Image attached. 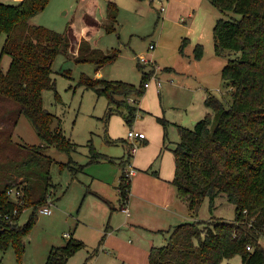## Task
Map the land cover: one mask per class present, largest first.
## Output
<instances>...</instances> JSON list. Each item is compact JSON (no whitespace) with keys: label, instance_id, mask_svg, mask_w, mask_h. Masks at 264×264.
<instances>
[{"label":"trees","instance_id":"1","mask_svg":"<svg viewBox=\"0 0 264 264\" xmlns=\"http://www.w3.org/2000/svg\"><path fill=\"white\" fill-rule=\"evenodd\" d=\"M49 2H0V46L4 41L0 56V151L3 155L12 144L14 129L23 115L30 119L42 140L41 145L18 148L20 157L12 153L7 158L11 164L0 183V252L13 245L19 262L37 212L49 204L55 187L51 173L55 161L46 154L47 150L53 146L66 153L69 161L59 165L71 170L74 176L86 167L73 159L80 145L66 136L61 120L53 128L56 116L44 105V92L56 90L54 61L60 53L70 55L76 46L77 63L93 64L100 69L114 63L121 53L120 49L104 51L93 47L90 39L80 38L71 25L60 33L31 24ZM211 3L222 14L214 25L213 37L216 54L229 58L222 78L229 84L231 98L209 93L205 105L210 112L194 128L179 126L173 185L192 213L205 200L210 201L212 209L218 197H225L235 207V218L214 217L208 223L192 218L161 231L167 235V243L152 247L150 264H221L237 255L242 257L243 264H264V0ZM119 12L118 4L110 1L108 23L103 26L108 34L117 32ZM84 19L88 28L99 29L92 14H86ZM187 42L185 38L182 51ZM195 54L196 59L203 57V45L196 46ZM7 55L11 58L8 69L2 62ZM139 68L143 72L139 86L86 74L81 76L79 85L108 98V120L118 112L132 127L138 114H144L139 105L147 91L145 84L151 80L146 67L139 63ZM132 96L134 104L128 102ZM159 122L167 129L166 119L159 118ZM88 147L90 163L108 158L93 142ZM130 157L127 153L124 166ZM13 186L22 188L21 198L8 196L7 191ZM118 188L125 206L131 195V181L125 171ZM16 209L19 212L14 214ZM28 209H32V214L22 225V215ZM86 247L83 240L70 237L64 246L52 248L46 264H68ZM98 251L99 248L95 253ZM0 264L4 263L0 260Z\"/></svg>","mask_w":264,"mask_h":264},{"label":"rangeland","instance_id":"2","mask_svg":"<svg viewBox=\"0 0 264 264\" xmlns=\"http://www.w3.org/2000/svg\"><path fill=\"white\" fill-rule=\"evenodd\" d=\"M7 1H9L8 3H16L14 0ZM92 1L98 5L99 20L107 18V7L110 1L118 4L120 13L117 33L108 34L105 29L88 28L86 26L85 12L92 8L90 4ZM197 1L196 3L194 0L179 1V8L174 20L167 23L164 32L160 33L164 48L168 47L169 49L166 51L163 49L161 52L163 60L160 61L157 58L154 63L157 61L158 66L161 65V62L166 63L167 67L165 65V67H161L169 68L174 67L175 62L180 65L183 61L185 70H182V72H191L190 82L194 86H197V83L201 80L203 84H207L204 86L210 89V93L219 97L224 95L229 100L231 98L228 92L229 84L224 82L222 78V70L229 58L216 54L213 37L214 25L222 14L212 5L211 0H201L199 7H196L195 16L190 18V8L187 6L198 4L199 1ZM160 6L161 3L158 0L155 1V4H152L150 0H50L47 7L31 20V24L41 25L60 33L66 31L67 27L71 25L80 38L88 37L93 47L104 51L121 50L119 58L114 63L102 67L101 70L93 64L77 63L75 56L78 47L76 46V49L74 47L70 55L60 53L54 61L53 76L56 79V90H46L44 92V105L56 116L53 128H56L59 120H61L66 136L80 145L77 151L73 153V158L77 159L81 165L89 163L90 153L86 145L93 142L94 146L99 149V147L105 145V140L109 141L111 138L107 135L105 126L108 121L107 116L110 107L108 98L99 96L95 91L79 85L80 78L83 74H86L94 78L119 80L139 86L143 72L139 68L141 62L138 56L145 54L149 44L154 43L153 40L156 41L158 37L163 23L162 18L166 13V11L162 12L159 9ZM165 6L167 7V2ZM231 14L234 17H239L235 13ZM185 38L188 39V42L182 51L181 47ZM198 44L203 45L204 48L203 57L197 59L202 60L201 62L195 59V49ZM156 48L155 56L158 53V47ZM174 48L176 50H173ZM2 62L4 67L8 69L11 62L10 56H4ZM154 63L141 64L148 69L147 72L151 75V78H158ZM98 70L102 73V76H97ZM169 76L170 74L166 70L160 75L162 94L158 99L164 103L166 96L168 98L167 102H169L167 105L169 107L173 106V108L168 109V112L178 114V116L186 113L185 117L188 120L186 126L192 127L194 124L193 120L188 117L189 114H194L196 119H200L210 112V109L201 101L202 91L199 88L195 89V100L187 103L180 95L182 92L178 86L183 87L184 83L181 79L184 76L172 75L175 76L173 82L169 80ZM153 81L155 80L152 79ZM172 86L177 87L164 93L166 89ZM150 90L151 87L147 88L145 94H148ZM134 99L135 97L132 96L128 99V102L134 104ZM149 102L156 104L155 97L151 96ZM113 116H115L114 119L116 116L122 117L118 112H115L111 118ZM147 116L145 112L144 114H138L132 127L128 128L127 138L129 130ZM115 124L116 121L114 120L111 125L113 130L123 133L124 130L119 127V124L116 126ZM13 133L12 144L8 146L3 155L0 151V156L2 155L0 158V183L3 177L7 176L4 171L11 164L7 162V158L14 151L19 150L18 148L22 146L29 147L42 144L34 125L24 115L19 118ZM168 137L173 144L179 140L178 128L174 123L168 124ZM142 146L138 145V150ZM46 154L56 160L51 168L52 182L55 186L59 185L55 202L51 206L53 213L45 215L40 210L37 212L36 223L33 225L30 234L25 238L26 249L21 262L17 259L13 245L7 251L0 252V260L4 264H46L52 248L62 247L69 240V238L64 237V234L73 233L79 227L78 233L83 235L86 241L80 239L86 243L87 247L72 257L68 264H150L148 257L152 246L165 245L167 235L161 234L162 236H158L155 240V237H151L148 241V247H140L142 233L137 231L125 232L117 242L111 241L110 246L105 245L104 249H102L103 246L99 247V241L103 236H100L93 227H98L100 224L108 227L113 214V210L103 204L95 194L98 187L97 182L92 184V175H96L102 167L94 164L97 163L94 162L87 167L86 173L77 172L74 176L71 170L68 168L62 169L59 165L61 162L67 163L69 161V156L66 153L51 146ZM18 156L21 155L18 153ZM17 164L16 166H18ZM119 170L122 172V169L119 168ZM182 202L185 203L183 199ZM213 206L211 209L210 201L205 200L202 206L192 213L185 204L190 217L186 221L195 219L208 223L214 217L226 220L235 218V207L225 197H218ZM31 214L32 209H28L23 213L22 225L28 222ZM115 216L117 215H114L113 218ZM105 241L107 240L105 239ZM97 248H99V251L95 253ZM221 264H243V261L242 257L237 255L232 259L224 260Z\"/></svg>","mask_w":264,"mask_h":264},{"label":"crops","instance_id":"3","mask_svg":"<svg viewBox=\"0 0 264 264\" xmlns=\"http://www.w3.org/2000/svg\"><path fill=\"white\" fill-rule=\"evenodd\" d=\"M14 1L16 3H8L9 1L7 0H0V2L5 4H19L23 0ZM150 1L152 2V4H155V1L157 0ZM179 1L180 0H170L167 3V10L162 18L163 23L161 30L158 33L156 41L153 40V42L156 44V47H158V53L155 56L154 51L153 53L148 55V57L153 61V63L155 62L154 60L157 58L158 60L162 61V50L164 49V51H166L169 49L168 47L164 48V43L162 42V36H160V33L164 32L167 23L172 22L174 20L179 8ZM194 1L196 3L197 0ZM198 1V4L187 6L188 8H190V18H193L195 16L197 12L196 7H199V5L201 4V0ZM90 4L92 8L88 9L85 13L92 14L96 22L100 25L99 29H104L103 26L107 24L108 18H103L102 20H99V11L97 3L92 1V3ZM181 19L183 20L184 18L182 17ZM118 25L119 17L118 23L116 25L117 32ZM3 44L4 41H2V44L0 46V54ZM173 50L176 49L174 48ZM197 61L201 62L202 60ZM156 63L154 64L157 66V68H159L158 80H161L160 75L163 74L165 70L167 73L170 74L169 80L171 81L174 80L175 76L182 75L184 77L183 79H181V81L184 83V85L182 84L183 87L178 85L179 90H181L182 92L180 94L181 96H183L182 98L186 100L187 103L190 101H194L196 97L195 89L199 88L202 91L201 101L205 103V100L208 94L210 93V89L204 86L207 84H203L199 79L198 80L200 82L197 83L198 87L194 86V84L190 82V78H192V75L190 74L191 72H182V70H185L183 67V61H181L180 65L175 62L174 67L169 68L161 67L164 65L167 67L166 63L161 62L160 66L157 65L158 63ZM101 69L102 68H100V70ZM146 71H148V69H146ZM98 72L99 73H97V76H102V73L99 70ZM174 74L175 76H172ZM150 87L151 90L148 92V94H145L141 98L139 105L140 109H142L148 116L133 126L137 130L145 132L147 135V139L144 141L143 146L140 148V150H138V152L132 157L131 160L133 167L136 169V174L131 178V195L126 203V206L130 210V215H127L122 210L124 202H122L121 200L120 191L118 188L121 176L127 167V165L124 166L128 153L127 143H129L126 135L128 128L130 127L122 115V117L116 116L115 119V116H113L112 118L110 117L107 121V124H105L107 129L106 133L112 141L105 140V145L103 147H99V149L95 147L101 154L105 155L109 159H103L98 161L97 163H94L100 165L99 167L102 168L98 171L96 175H92V184H94V182H97L98 187L95 194H97L99 200L103 204L109 206L111 210H113L112 220L109 225L110 227H105L102 224H100L98 227H93L98 232V234H100V236L105 237L102 243L101 240L103 237L99 241V247L103 246L102 249H104L105 245L110 246V243L113 240L117 242L118 239L122 237L123 233L132 231L142 233V239L139 243L141 245L140 247H148V241L151 239V237H155V240L158 236H162L161 231H167L176 225L186 222V219H190L187 209L185 208L186 202H182V198L177 188L173 185L176 169L174 150L176 149L177 144L180 141L179 126L194 128L197 122L203 118L196 119L194 114H189L188 117H190V120H193L194 125L192 127L186 126L188 122L187 117H185L186 113H183L185 115L178 116V114L168 112V109L173 108V106L169 107V105H167V103L169 102H167L168 98L166 96L164 103L159 100L160 95L162 94V87H158L156 81H153ZM176 87L177 86H172L166 89L164 93H166L169 89L174 90ZM151 96L155 97L156 104H151L149 102V98ZM159 118H164L168 121V124L174 123L177 126L179 140L177 142H174V144L168 137V126L167 129H165L164 126L159 122ZM113 119L116 121L115 126L119 124V127L124 130L123 133H119L113 130V127H111L114 121ZM12 141L13 140L11 138V142ZM86 146L88 147V145ZM13 153L14 156L17 157L18 150L14 151ZM74 160L76 163L80 164L77 159ZM54 161L56 160L54 159ZM91 164L92 163H90L89 158V163L86 164V167L82 172L86 173L88 169L87 167ZM119 168L122 169V172L119 170ZM154 173H157V175ZM78 175L79 173L77 174V176ZM19 180H21V178ZM58 189L59 185L55 186L52 190V197L49 200L51 206L55 202L56 192ZM114 215L117 216L113 218ZM78 230L79 227L75 229L73 233L65 234L70 235L67 238L75 237L77 239L81 238L86 241L85 237L78 233ZM65 234L64 237H66ZM105 239L107 241H105Z\"/></svg>","mask_w":264,"mask_h":264},{"label":"built area","instance_id":"4","mask_svg":"<svg viewBox=\"0 0 264 264\" xmlns=\"http://www.w3.org/2000/svg\"><path fill=\"white\" fill-rule=\"evenodd\" d=\"M161 3V7L160 10L162 12H165L167 10V7L165 6V3L169 0H158ZM156 49V44L155 43H151L148 46L147 52L145 54L139 55V61L143 64H152L153 61L148 57L147 54H151L155 51ZM151 52V53H150ZM157 66H156V71L158 72ZM152 79L156 81L157 86L158 87H162V81L158 80V78L153 77L151 78L150 81H148L145 84L146 88H149L151 83H152ZM128 138H129V147H128V154L131 156L130 159L127 162V168L125 171L126 176L128 177L129 181H131L132 176H134L136 174V169L133 167L132 165V157L138 152V145H143L144 141L147 139V136L144 132L142 131H138L134 128L130 129L128 132ZM8 196H10L11 198H21L23 196V191L22 188L18 187V186H13L11 188L8 189L7 191ZM122 210L127 214L130 215V210L129 208L125 205L123 206ZM40 211L45 214V215H51L53 213V210L51 208V203L49 202L48 205H46L45 207L41 208ZM19 211L16 209L14 211V214H17ZM5 218H9L8 216H5ZM66 237H69V234H65ZM251 249V248H249Z\"/></svg>","mask_w":264,"mask_h":264}]
</instances>
